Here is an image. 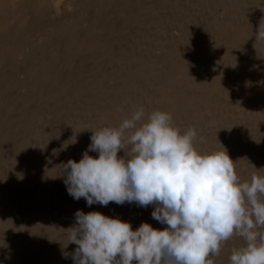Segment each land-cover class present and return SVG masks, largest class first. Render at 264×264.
Instances as JSON below:
<instances>
[{
    "label": "rangeland",
    "instance_id": "1",
    "mask_svg": "<svg viewBox=\"0 0 264 264\" xmlns=\"http://www.w3.org/2000/svg\"><path fill=\"white\" fill-rule=\"evenodd\" d=\"M82 1L83 0H58V5L56 6L57 9L55 10L56 12L53 10V13L52 11L43 12L38 9H36L35 11L32 8L30 9V6L26 9L22 8V6H24L23 3H19V1L14 0L8 7V11L5 13L9 20L0 24V37H7L11 41L13 40L12 38L15 34L21 33L22 30H24L23 33L20 34L22 35V37L19 36L21 38L17 36L14 37L13 40L15 42L17 38L16 42L22 41L20 44L17 42L19 44L17 48L20 49H18L19 52L21 51V53L24 54V57L25 53L26 55L27 52L29 54L32 52L33 54L34 50L40 47L46 48L47 46H49L48 48H51L52 45V48H57L59 46L58 48L63 49V47L70 42V39H66L69 42L62 41L65 40L64 37L62 39V37H57L55 35L57 31L56 25L59 24L60 25L58 27L61 26L60 28H62L63 30H65V28H70V31L68 30L69 32L73 31L75 35L80 37L92 32L93 34L97 33V41L98 43L99 41L101 42V45L98 46L102 47L101 54L99 53L101 55L99 60H96L97 58L94 57L96 56L95 54H97L96 51L98 49H92L87 54H85L86 57L85 55H83L81 57V60L76 63L77 67L80 66L83 69L84 73H81L83 76L81 74L79 76L75 74L76 76L74 77L70 76L65 77L64 80L62 79V83L60 85L61 88L63 86L64 89H68L64 90L58 88L59 91L61 90L62 95L60 94L57 100L61 98L62 100L53 103V107L50 105V107L48 106V114H52L50 117L45 113L46 115H41L42 117L39 116V119L36 118V120H39L38 122L35 120L33 121L34 124L32 123L33 125L31 124L29 126L28 121L24 120V118H20L21 112H19V110L21 109H19V107L14 108L13 106L16 103L15 101H17L16 99L19 98L21 100V93L19 94V91H17L18 93L13 91L4 95V98L7 99V106L9 105V109L11 106L12 110L10 109L7 111L8 113H6L7 116H5V118L7 121L5 125L3 123V126L5 128H1L2 126L0 125L2 131H4L5 134H8H6L7 137L10 135V137H8L9 141H6L8 144L3 143L2 145H0V264H46V261L50 262L52 260L53 261L50 262L51 264H62L63 262V264H66V262H68V264H74V261L71 259V257L67 258L71 259L68 261L65 260L66 258L63 259L64 257H62V246L66 245L68 242L67 233L64 229H67L69 226V224L68 226H66L67 217L65 215L67 213L64 210V206L67 203L72 202L74 199L68 194L67 187L63 179L55 178L57 175L55 167L62 162L66 163L69 159H73L78 162L82 158L83 152L91 143L90 138L92 132L101 129L103 126L106 127L105 125L111 124L108 121V118L109 116L115 114V109L117 110V113L115 114L117 115V117H114H116L117 119H114V122L116 120L114 124L111 121L113 125H109V127H118L123 118H128L131 115V110H133L134 108L143 107L144 105L145 112L148 113L147 111L149 109L151 110V106H156V100L158 99L157 97H159L157 95L159 93H156L155 88L152 87L153 89H151V84L147 83L146 78L141 79L143 77H139L138 82H135L136 87L134 84L133 86H131L132 88H129V90L125 88L126 86H123L124 83L128 82V76L132 75V69L130 65H133L135 67V64L140 66L143 65L144 68H149L148 66L150 65L151 68L155 67L156 63H159L160 66L162 65L164 67L165 65H168L167 63H173L174 61L176 62H174L175 64L180 63V58L184 53L183 49H185L191 37H198L197 41H200L207 47L208 45H210L208 47V49L210 50L214 46V42H216L220 38V31L222 30L223 26H225V28L235 27V29H238L239 27L238 30H241L242 28V31L245 28V32L249 31L246 34L249 35V39H253L250 40L251 42L253 41L252 43L253 45H255V48L250 55V62L252 60L254 62L253 64L249 62L250 64L248 63L247 65L243 66V68L245 69L242 70L245 71L241 73H238L231 69H227L228 71L230 70L229 73H235H233L235 75V78L233 80L232 78L234 76L231 77L232 74L229 75V73H227V70L225 69L224 72L227 74V76L229 75L228 77L230 78L227 82H229V80H232V82H229L230 84H232V86L226 82L221 86L222 90L220 89L217 92L218 94L216 93L214 95H209L211 99L209 98V96H204V98L206 97V99H204L203 95H201L199 91H195V89L193 88L195 87L196 82L193 80H189V84L186 83V85L190 86L191 90L193 89L195 92L192 93L193 90L191 91L190 88H188V91H190L191 93H187L185 92L187 91V88L185 89L184 87V91L183 89H181V91H183V93L185 92L187 94L186 96L188 97L191 94L192 96H190L189 98L191 99V104L195 102V104L197 103L198 106H195V104H193L194 107L193 105L190 106V108L188 109L190 112L187 110V112L189 113L187 116L188 118L190 116V119L187 118L188 120L186 121V118L183 117L182 120H185L186 122H183L182 120L181 122L184 124L179 122L180 124L175 125V123L174 125L182 128V131L187 130L189 127H194L197 130V139L194 141V146L197 149L200 148L198 150L202 152L223 151L224 147L227 150L229 156L235 161V168L237 171V175L241 178V182L249 180L253 173L257 175H264V145L259 146L261 144L258 145L257 142L259 138L260 139L258 141L263 140V138L261 139V137H263L261 133L262 131H264V112H258V114L257 111H255V115L254 111H252V109H255L256 106L259 105V103L264 104V91H262L264 89V42L255 41V34L257 33L260 23L261 26L264 27V11L253 14V12H251V0H112L110 3H106L104 6H102V4L100 6L96 4L95 6L94 4V6L92 5L88 9L84 10L81 14H79V18L75 17L73 19V15L75 13H79V7L77 6V3H81ZM90 1L91 0H89L88 2ZM121 8H123L122 10H124L125 12L120 13L119 15L118 12ZM224 23H226L227 25ZM228 24H231V26H229ZM71 26L73 28H71ZM93 26H95L96 28H93ZM19 27L22 30H20ZM22 27H26V29H23ZM231 28L228 29L231 30ZM94 29L97 30L95 31ZM232 32H234L233 29ZM11 33L12 35H10ZM54 42H57V45L53 44ZM23 43L28 46L23 45ZM20 45L21 48L19 47ZM214 48L212 49V51L215 50ZM29 49L31 50V52ZM108 49L110 50V52L108 51ZM106 57H108L107 60ZM126 58L128 59L126 60ZM16 60L17 59H13V61L15 62V66L18 62ZM126 62H130L131 64L127 65ZM86 63L88 64L86 65ZM20 65L21 64H18L17 66L22 68V66ZM248 65H251L250 67L254 65L253 69H249ZM85 66L88 67L86 68ZM96 66L98 67L96 68ZM125 66H127L126 68L128 70V72L126 70L127 78L123 77V80L121 78L123 82L122 83L118 79V70L120 67ZM156 66H158V64ZM187 66L189 68L188 64ZM254 67H257L255 68L256 70L254 69ZM20 68L19 70H22ZM92 71L94 73H92ZM133 71L136 73L137 69H134ZM242 73L243 76H241ZM223 75L226 76L225 74ZM248 75L249 77H247ZM78 77L80 80L78 79ZM249 78L251 79L249 80ZM75 79H78L79 82ZM125 79L126 81L124 82ZM82 80L83 83L80 82ZM143 80L145 81V83ZM63 81H65L64 85ZM69 82L71 84L72 82H74L76 85L79 84L78 87L80 86L82 90L85 87L83 92L80 91V93H82L79 94V91H77V86H75V84L73 83L74 87H72ZM148 82L151 83V81L149 80ZM92 83L96 87L92 86ZM66 84L68 85L66 86ZM254 84L257 86H255ZM126 85L128 88V84ZM143 85H149L147 86L148 89L147 87H145V89ZM123 87L126 90L125 92H128L126 94L128 96V99H126V101L123 100L122 96L120 97V95H118V97L116 93L117 90H120V88ZM248 87L250 88V91ZM72 88H76V90L74 89V91ZM53 89L55 91V89L57 88ZM69 89H72V91ZM62 91H65L64 94H68L65 96ZM70 91L76 94H73L71 96ZM146 92L149 95L150 93H153V95H151L154 96L155 100H153L156 102L152 100V96H150V99L149 96H147L148 94H146ZM77 93L80 97L77 96ZM155 93L156 95H154ZM195 93L196 96L198 95V101H200L199 99L203 100L202 102L200 101L201 104H199L200 102H197V98L194 99ZM113 94H116V96ZM144 94L145 96H147V98L145 96L143 98ZM257 94H259V96ZM68 96L69 99L67 100L66 97L68 98ZM74 96L78 98L76 99V97ZM138 96H141V100H139ZM211 96H214L215 99H212ZM191 97H193V99ZM145 98L146 100L148 99L147 101L149 104L151 103L150 105L148 103V105L144 104L145 101L143 100H145ZM113 99L117 101V104L118 102L120 103L119 105L121 109L117 107L119 105L113 102ZM110 100H112L111 104H116V107H114L115 109H113L114 105H110L108 103L110 102ZM138 100L140 102H138ZM193 100L194 102H192ZM254 100H256L258 104ZM204 101L206 102V105ZM253 104L254 107L252 106ZM56 108L59 110H57ZM191 108H195V110H192ZM110 109L112 110L110 111ZM190 109L193 111V113H191ZM55 110H57V113L55 112ZM29 112H31L32 114L34 113L28 110V117L30 115ZM106 113H108V115H111L106 118ZM118 114L120 119H118ZM122 114L124 115L122 116ZM261 114H263V116H259ZM53 115L58 116L56 117ZM255 116H257L258 118ZM41 118H46L47 120H43ZM52 119L56 120L52 122ZM109 119H111V117ZM41 120H43V122ZM56 121L58 122V124ZM181 124L182 126H180ZM20 125H23V127ZM18 129L27 130L26 132L22 131L23 133L17 134ZM239 129H241V131ZM238 132H244L246 133V135L247 133H249V139L251 135V139H253L256 133L259 135V137H256L257 140L256 138H254V140H251V145L248 142H245L244 139L242 141V145L240 144L242 140V134H239ZM253 132L256 133L253 134ZM201 137H203L202 141L200 139ZM235 145H242L244 146V148H239L237 146V150ZM254 145H258V148H251ZM8 146L11 147L8 151L9 154L6 152ZM233 148H236L237 151ZM53 149L59 150V155H53ZM256 149H258V154H262L259 155V158H261V156L263 157L262 160L258 159L259 161L257 160L254 162L251 155L252 151H256ZM244 150H246L247 152ZM240 152L241 154H239ZM91 153L93 152H89V155H91ZM118 155L124 156V151L121 150ZM91 156L98 157V153L94 152V155ZM37 161L40 165L36 163ZM37 169H40L38 170L40 171V173L37 171ZM77 202V210H83V212L85 213H88L90 211H99L101 213L105 212L108 215H111V217H119L122 220L129 221L133 229L138 228L142 222H147L154 228H160V223H158L157 221V224L156 220H154L151 216V213L154 211L153 205H149L147 208H144L138 206L135 203L129 204L126 202L123 205H117L114 202H110L107 206H102L100 204H93L91 206H88L84 198H81ZM64 222H66V225L64 224ZM3 223L6 226L3 225ZM75 223L76 221L74 218V224ZM22 226H26L27 229H23ZM162 227H164V225L161 226V229H163ZM244 243L245 242L242 238L234 235L223 245L225 249L227 248V250H229L228 253L232 254L233 249H239L240 247L244 246ZM33 244L35 245L33 246ZM74 245L75 244H68L67 248L64 250L72 253L77 247L76 245ZM32 246L33 248H35V246H38L37 248H40L35 255L30 254L32 253ZM230 249H232L231 252ZM216 257L218 258L219 256ZM60 259L63 260V262ZM214 259L216 258L214 257ZM42 260L44 261L42 262ZM223 264L225 263L223 262Z\"/></svg>",
    "mask_w": 264,
    "mask_h": 264
},
{
    "label": "clouds",
    "instance_id": "2",
    "mask_svg": "<svg viewBox=\"0 0 264 264\" xmlns=\"http://www.w3.org/2000/svg\"><path fill=\"white\" fill-rule=\"evenodd\" d=\"M255 39L264 42L261 23ZM90 139L78 162L55 167L68 194L88 206L154 205L152 218L166 227L142 222L133 229L119 217L77 210L76 223L64 229V258L74 264H214L210 257L235 235L245 243L233 249L229 264H264V175L241 182L224 147L198 150L197 130L182 132L167 111L134 108L118 127H103ZM68 244L77 246L74 252L64 250Z\"/></svg>",
    "mask_w": 264,
    "mask_h": 264
},
{
    "label": "bare ground",
    "instance_id": "3",
    "mask_svg": "<svg viewBox=\"0 0 264 264\" xmlns=\"http://www.w3.org/2000/svg\"><path fill=\"white\" fill-rule=\"evenodd\" d=\"M14 0H0V24L2 23V22H7L8 20H9V18L7 17V15L5 14L7 11H8V7L10 6V4L13 2ZM17 1H19V3H23V5L24 6H22V8H29V6H30V9L32 8L33 10H35L36 11V9H38V10H41V11H49V12H53V10L55 11L57 8H56V6L58 5V0H17ZM89 1V0H88ZM87 0H83L81 3L79 2V3H77V6L79 7V13H75L73 16V19L76 17V18H79V14H81L84 10H86V9H88L89 7H91L92 5L94 6V4H95V6H96V4L97 5H101L102 4V6H104L106 3H110L112 0H91L90 2H88ZM72 2H74V1H72ZM162 2V1H161ZM66 3V2H65ZM72 4H74V3H72ZM251 12H253V14L254 13H260V12H263L264 11V0H251ZM73 7H74V5H73ZM236 7V6H235ZM35 8V9H34ZM123 8H121L120 9V11L118 12L119 13V15H120V13H124L125 11L124 10H122ZM152 9V8H151ZM56 12V11H55ZM232 12V11H231ZM54 13V12H53ZM239 13V12H238ZM264 14V13H263ZM78 16V17H77ZM238 16H239V14H238ZM136 17V16H135ZM76 20V19H75ZM81 20V19H80ZM138 20V19H137ZM79 21V20H78ZM139 21V20H138ZM229 21V20H228ZM257 22V21H256ZM260 22V21H259ZM258 22V23H259ZM262 22V21H261ZM136 23V22H135ZM224 24H226V23H224ZM224 24H222V25H224ZM60 25V24H59ZM59 25H56L57 26V31H56V36L57 37H62V39H63V37H64V39L65 40H62V41H67L66 39H70V42L69 41H67V42H69V43H67L68 44V46H67V44H66V46H64L63 47V49H60V48H52V45H51V48H48L49 46H47L46 48H44V47H40V48H37V49H35L34 50V52H33V54H32V52H31V50H30V54H32V55H30L28 52H27V50H26V52H27V55H26V53H25V57H24V54H22L21 53V51L19 52V48H17V46L22 42V41H20V42H16V40H17V38H16V40H15V42L13 41L14 40V37H19V36H21L22 37V35H20V34H22L23 33V31L24 30H22L20 27V30H22V32L21 33H18V34H13L14 35V37L13 36H11V37H13L12 39V41L11 40H9L6 36V38H2V36L0 37V117H1V120H0V125L2 126L1 128H3L4 126H3V123H4V125L6 124V118H5V116H7V114L6 113H8L7 111L8 110H10L12 107L10 106V109H9V105L7 106V104H6V102H7V99H5L4 98V95L5 94H7V93H10V92H17V91H19V94H20V98H21V100L18 98V99H16L17 101H13L14 103H15V105H13L14 106V108L15 107H19V109H21V110H19V112H21L20 113V118L22 119V118H24V120H26V121H28L29 122V126L33 123L34 124V122L33 121H35L36 120V118H38L39 116H41V115H46V114H48V111H47V108H48V106L50 105V106H52V104L53 103H56L57 101H59V100H62V98H61V96H60V98L61 99H59V100H57L58 99V97H59V95L61 94V90L59 91L58 90V88H60V89H64L63 88V86H62V88H61V83H62V79L64 80V78L65 77H74V76H76V75H80L81 73H84V71H83V69L79 66V67H77V65H76V63L78 62V61H80L81 60V57L83 56V55H85V54H87L90 50H92V49H98L97 51H96V53L97 54H95L96 56H94V57H96L97 59L96 60H99L100 59V57H101V46H98V45H101L100 43V41H99V43H98V41H97V37H96V34L97 33H94L93 34V32L92 33H89V34H86V35H82L81 37L80 36H77V35H75L74 33H73V31H71V32H69L70 30V28H65V30H63L62 28H60V27H58ZM227 25V24H226ZM229 26H231V24H228ZM251 25V24H250ZM249 25V26H250ZM2 26V25H1ZM215 26V25H214ZM24 27V26H23ZM22 27V28H23ZM28 27V26H27ZM33 27V26H32ZM233 27V26H232ZM238 27V26H237ZM31 28V27H30ZM71 28H73L72 26H71ZM93 28H96L95 26H93ZM224 28V29H223ZM223 28H222V30L220 31V38L216 41V42H214V46L212 47V49L214 48L215 50L214 51H212V49H208V47L210 46V45H208V47L207 46H205V45H203L200 41H197V39H198V37H195L196 38V40H195V38H193V37H191V38H193V39H189V41H188V43H187V45H186V47H185V49H183L184 50V53H183V56H181V62L180 63H177V64H175L174 62V64L171 62V63H167L168 65H165V64H163V65H165V67L164 66H160V64L159 63H156V65L158 64V66H156L155 64V67H151L150 68V65L148 66L149 68H144V66L143 65H141V66H143V67H141L140 65H137V64H135L136 65V67L135 66H133V65H130L131 63L130 62H126L127 63V65H130L131 66V69H132V75H129L128 77V82L127 83H124L123 84V86L127 89V90H129V88H132L131 86H133L134 84H135V87H136V83L135 82H138V79H139V77H143V78H141V79H145L146 78V81H147V83H149V84H151L150 86H151V89H153V88H155V90H156V93H159L157 96H159V97H157L158 99L156 100V101H154L155 100V98H154V96H152L153 95V93H150V95L146 92V94H148L147 96H149V98L151 99V97L150 96H152V100L154 101V102H156V106L154 107V106H151V110L149 111L148 109H146V110H148L147 112L148 113H150L151 111H154V110H162V111H167V112H169V113H171V115H172V117H173V123L175 124V125H178V124H180L179 122H181V120H182V118L184 117V118H186V121L188 120V119H190V116H189V118H188V112H187V110L190 108V106H192L193 104H195V102H194V100L192 101V102H194L193 104H191V99H189L190 98V96H192L190 93V91H188L189 89L188 88H190V90H191V87L190 86H187L186 85V83L187 84H189V80L190 81H195L196 82V84H195V87H193L194 89H195V91L197 90V91H199L200 93H201V95H203V98H204V96H209V95H214V94H216L220 89H221V86L222 85H224L227 81H228V79H230L228 76L230 75V74H232L231 75V77H233L232 78V80L235 78V73L234 72H232V73H229V71L227 70V69H231V70H233V71H236V72H238V73H241V72H243V71H245V70H242V69H245V68H243V66H245V65H247L249 62H250V55H251V52L253 51V49L255 48V45H253V41L251 42V40H253V39H249V35L248 34H246V33H248V32H245L244 31V29H243V31H242V28H241V30H238L239 29V27H238V29L236 28L235 29V27H233V28H231V27H227V28H225V26H223ZM228 28H231V30H229ZM257 28V27H256ZM23 29H26V27L25 28H23ZM29 29V28H28ZM66 29H67V31H66ZM99 29V28H98ZM209 29V28H208ZM217 29V28H216ZM232 29H233V31L234 32H232ZM235 29V30H234ZM17 30V31H18ZM69 30V31H68ZM95 30V29H94ZM97 30V29H96ZM95 30V31H96ZM219 30H220V28H219ZM25 31H27V30H25ZM94 31V32H95ZM253 32V31H252ZM256 32V31H255ZM13 33V32H12ZM12 33L10 34V35H12ZM15 33V32H14ZM219 34V33H218ZM252 34V33H251ZM250 34V35H251ZM248 35V36H247ZM98 36V35H97ZM10 37V38H11ZM21 37H19V38H21ZM66 37V38H65ZM95 37H96V39H95ZM103 37V36H102ZM200 40H202V39H200ZM205 41V40H204ZM256 41V40H255ZM212 42V41H211ZM57 43V42H56ZM55 42L53 43V44H56ZM213 43V42H212ZM27 44V43H26ZM59 44V43H58ZM64 44V43H63ZM103 44V43H102ZM211 44V43H210ZM22 45V44H21ZM21 45L19 46L20 48H21ZM23 45H25L24 43H23ZM50 45V44H49ZM57 45V44H56ZM62 45V44H61ZM60 45V46H61ZM178 45V44H177ZM25 46H28V45H25ZM63 46V45H62ZM61 46V47H62ZM254 46V47H253ZM54 47V46H53ZM19 49V50H18ZM23 49H27V48H23ZM33 49V48H32ZM182 50V49H181ZM182 50V51H183ZM23 51V50H22ZM25 51V50H24ZM103 51H104V48H103ZM103 51H102V55H103ZM108 51L110 52V50L108 49ZM21 53V54H20ZM100 53V54H99ZM227 53H229V54H227ZM104 54H105V52H104ZM141 54V53H140ZM163 54H166V53H163ZM179 54V53H178ZM181 55V54H180ZM91 56V55H90ZM168 56V55H167ZM20 57H24V58H20ZM85 57H86V55H85ZM158 57V56H157ZM161 57V56H160ZM163 57V56H162ZM154 58V57H153ZM167 58V57H166ZM13 59H17L16 61H18L17 63L18 64H21L20 66H22V68H20L19 66H17L18 64L16 63V66H15V62L13 61ZM23 59V60H22ZM108 59V57H106V60ZM128 58H126V60H127ZM156 59V58H155ZM154 59V60H155ZM22 60V61H21ZM123 60V59H122ZM21 61V62H20ZM129 61V60H128ZM153 61V60H152ZM162 61H163V59H162ZM167 61V60H166ZM91 62V61H90ZM124 62H125V60H124ZM158 62H159V60H158ZM253 60L250 62V63H252L253 64ZM92 63V62H91ZM125 63V64H126ZM162 63H164V62H162ZM190 63V64H189ZM249 63V64H250ZM88 63H86V65H87ZM143 64V63H142ZM187 64L189 65V68H188V66H187ZM89 65H90V63H89ZM92 65V64H91ZM100 65H101V63H100ZM152 65V64H151ZM95 66V65H94ZM106 66H107V64H106ZM110 66V65H109ZM138 66V67H137ZM153 66V65H152ZM187 66V67H186ZM251 66V65H250ZM249 65H248V67H249V69L251 68V69H253V66L252 67H250ZM256 66V65H255ZM86 67V66H85ZM88 67V66H87ZM86 67V68H87ZM98 66H96V68H97ZM117 67V66H116ZM127 66H125V67H120L119 68V70H118V73H119V80L122 82V80H123V77H126L127 75H126V70H127V68H126ZM129 67V66H128ZM134 67V68H133ZM141 67V68H140ZM258 67V66H257ZM257 67H254V69L255 68H257ZM19 68L20 69H22V70H19ZM86 68H85V71H86ZM126 68V69H125ZM129 69V68H128ZM134 69H137V72L135 73L133 70ZM225 69L227 70V73H229V75L227 76V74L224 72L225 71ZM247 69V68H246ZM256 70V69H255ZM127 72H128V70H127ZM247 72V71H246ZM92 73H94L93 71H92ZM117 73V74H118ZM234 73V74H233ZM249 73V72H248ZM76 74V75H75ZM99 74V73H98ZM223 74H225L226 76H224ZM247 74V73H246ZM245 74V75H246ZM250 74V73H249ZM260 74V73H259ZM73 75V76H72ZM82 75V74H81ZM136 75H138V76H136ZM223 75V76H222ZM236 75H238V74H236ZM83 76V75H82ZM241 76H243V73H242V75ZM247 77H249V75L247 76ZM246 77V78H247ZM251 77V76H250ZM22 78V79H21ZM121 78H122V80H121ZM127 78V77H126ZM252 78V77H251ZM251 78H249V80L251 79ZM21 79V80H20ZM78 79H79V77H78ZM78 79H75V80H78ZM258 79V78H257ZM73 80H74V78H73ZM80 80V79H79ZM79 80H78V82H79ZM148 80L149 81H151V83L150 82H148ZM232 80H229V82L231 81L232 82ZM248 80V79H247ZM126 81V79L124 80V82ZM144 81V80H143ZM241 81V80H240ZM246 81V80H245ZM244 81V82H245ZM254 81V80H253ZM75 82V81H74ZM74 82H72V87H74L73 85L75 84ZM80 82H82L83 83V80L82 81H80ZM93 82V81H92ZM140 82H142V81H140ZM229 82H227V83H229ZM247 82H249V81H247ZM64 83H65V81H63V85H64ZM68 83V84H69ZM74 83V84H73ZM77 83V82H76ZM123 83V82H122ZM144 83H145V81H144ZM234 83H236V82H234ZM68 84H66V86L68 85ZM85 84V83H84ZM93 84V83H92ZM100 84H102V83H100ZM126 84H128V88H127V85ZM230 84V83H229ZM240 84V83H239ZM251 84V83H250ZM78 85L79 84H75V86H77V91H79V94H81L82 92H83V90H84V88H83V90H82V88L80 87H78ZM99 85V84H98ZM110 85V84H109ZM184 85H186V86H184ZM231 86H232V84H230ZM255 85V84H254ZM85 86V85H84ZM87 86V85H86ZM92 86H95L94 84L92 85ZM147 86H149V85H147ZM147 86H144L143 85V87L145 88V87H147ZM246 86V85H245ZM255 86H257V85H255ZM259 86V85H258ZM70 87V86H69ZM96 87V86H95ZM108 87V86H107ZM116 87V86H115ZM124 87L123 88H120V90H117L116 91V93H117V96L118 95H120V97L122 96L123 97V100L124 101H126V99H128V96L126 95L127 93L125 92L126 90L124 89ZM153 87V88H152ZM183 87L186 89L187 88V91H185V92H190L189 94V97L188 96H186L187 94L184 92L183 93V91H184V89H183ZM242 87H243V85H242ZM252 87V86H251ZM51 88V89H50ZM53 88H57V89H55V91H54V89ZM88 88V87H87ZM110 88V87H109ZM117 88H118V86H117ZM143 88V89H144ZM249 88V87H248ZM257 88V87H256ZM66 89H68V88H66ZM66 89H64V90H66ZM73 89V88H72ZM72 89H69V90H71L72 91ZM75 90H76V88H74ZM73 89V90H74ZM116 89V88H115ZM146 89V88H145ZM147 89H148V87H147ZM181 89H183V91H181ZM74 90V91H75ZM150 90V89H149ZM193 90V89H192ZM191 90V91H192ZM222 90V89H221ZM21 91V92H20ZM70 91V92H71ZM80 91H82L81 93H80ZM87 91V90H86ZM111 91V90H110ZM113 91H115V90H113ZM144 91H146V90H144ZM194 90H193V92L192 93H194L195 92ZM249 91H250V88H249ZM262 91H264V89L262 90ZM63 92V94L65 93V91H62ZM67 92V91H66ZM69 92V93H70ZM107 92V91H106ZM228 92V91H227ZM256 92V91H255ZM254 92V93H255ZM18 93V92H17ZM111 93V92H110ZM156 93L154 94V95H156ZM239 93V92H238ZM248 93V92H247ZM251 93V92H250ZM252 93H253V91H252ZM261 93V92H260ZM68 94V93H67ZM67 94H64L65 96L67 95ZM71 94V96L74 94H76V93H70ZM79 94L77 93V96H79ZM108 94V93H107ZM142 94V93H141ZM152 94V95H151ZM199 94V93H198ZM218 94V93H217ZM11 95V94H10ZM17 95V94H16ZM15 95V96H16ZM62 95V94H61ZM84 95V94H83ZM87 95V94H86ZM92 95V94H91ZM113 95H115L116 96V94H113ZM195 96H194V99H196L197 98V102L199 103L200 101L202 102L203 100H201V99H199L200 101H198V95L196 96V93L194 94ZM236 95V94H235ZM258 96H259V94H257ZM257 95H256V97H257ZM264 95V94H263ZM7 96V95H6ZM64 96V97H65ZM70 96V97H71ZM103 96V95H102ZM126 96H127V98H126ZM144 96H145V94L143 95V98H144ZM147 96H145L146 98H147ZM17 97V96H16ZM64 97H63V99H64ZM74 97H76V96H74ZM73 97V98H74ZM80 97V96H79ZM91 97V96H90ZM119 97V96H118ZM139 97V96H138ZM141 97V96H140ZM140 97H139V100H141L140 99ZM199 97H200V95H199ZM212 97V99L214 98V96H211ZM262 97V96H261ZM78 97H76V99H77ZM113 98V97H112ZM116 98V97H115ZM114 98V99H115ZM137 98V97H136ZM146 98H145V100H143V101H145V103L144 104H146V105H148L149 103H148V99L146 100ZM192 99H193V97H191ZM202 98V99H203ZM209 98H210V96H209ZM209 98H207V99H209ZM218 98V97H217ZM252 98V97H251ZM254 98V97H253ZM263 98V97H262ZM10 99V98H9ZM15 99V98H14ZM66 99L68 100L69 99V96H68V98L66 97ZM86 99V98H85ZM107 99V98H106ZM106 99H105V101H106ZM113 99V102H117V101H115ZM138 99V98H137ZM204 99H206V97L204 98ZM211 99V98H210ZM215 99V98H214ZM257 99V98H256ZM12 100V99H11ZM20 100V101H19ZM74 100V99H73ZM87 100V99H86ZM95 100V99H94ZM122 100V99H121ZM122 100V101H123ZM138 100V102H140ZM248 100V99H247ZM262 100V99H261ZM264 100V99H263ZM10 101V100H9ZM64 101H65V99H64ZM80 101V100H79ZM93 101V100H92ZM104 101V102H105ZM108 101V100H107ZM112 100H110V102H108L110 105H114V104H111L112 102H111ZM153 101H152V103H153ZM196 101V100H195ZM209 101V100H208ZM254 101H256V100H254ZM62 102V101H61ZM61 102H60V104H61ZM78 102V101H77ZM82 102V101H81ZM80 102V103H81ZM201 102L199 103V104H201ZM205 102V101H204ZM210 102V101H209ZM208 102V103H209ZM259 102H260V99H259ZM59 103V102H58ZM71 103V102H70ZM88 103V102H87ZM100 103V102H99ZM123 103V102H122ZM129 103V102H128ZM148 103V104H147ZM253 103V102H252ZM256 103H257V101H256ZM8 104H9V102H8ZM65 104V103H64ZM94 104V103H93ZM92 104V105H93ZM101 104V103H100ZM117 104V103H116ZM115 104V105H116ZM120 103L118 102V104L117 105H119ZM125 104V103H124ZM140 104V103H139ZM151 104V103H150ZM149 104V105H150ZM255 104V103H254ZM254 104L252 105L253 107H254ZM258 104V103H257ZM55 105V104H54ZM57 105V104H56ZM97 105V104H96ZM106 105H108V104H106ZM109 105V106H110ZM113 106V109H115L114 107H116V106ZM142 105V104H141ZM205 105H206V102H205ZM49 106V107H50ZM108 106V107H109ZM137 106H139V105H137ZM136 106V107H137ZM195 106H198L197 105V103L195 104ZM201 106V105H200ZM200 106H199V108H200ZM256 106V105H255ZM30 107V108H29ZM53 107V106H52ZM56 107V106H55ZM63 107V106H62ZM90 107V106H89ZM93 107V106H92ZM99 107V106H98ZM107 107V106H106ZM117 107H119V109H121L120 108V105L119 106H117ZM124 107V106H123ZM193 107H194V105H193ZM192 107V108H193ZM102 108V107H101ZM111 108H112V106H111ZM143 108H144V105H143ZM191 108V109H192ZM198 108V107H197ZM57 109V108H56ZM103 109V108H102ZM109 109V108H108ZM118 109V108H117ZM126 109V108H125ZM190 109V110H191ZM256 109V110H255ZM253 108L252 109V111H254V113H255V111H257V113L259 112H264L263 111V109H264V104L263 103H259V105H257L256 106V108ZM12 110V109H11ZM28 110H30V111H32V112H34L33 114L31 113V112H29V117H28ZM50 110V109H49ZM52 110V109H51ZM57 110H59V109H57ZM57 110H55V112L57 111ZM89 110V109H88ZM98 110H99V108H98ZM105 110V109H104ZM103 110V111H104ZM112 109H110V111H111ZM192 110H195V108L194 109H192ZM191 110V113H193V111ZM54 111V110H53ZM107 111V110H106ZM123 111V110H122ZM121 111V112H122ZM132 111V110H131ZM189 111V110H188ZM196 111H197V109H196ZM195 111V112H196ZM245 111V110H244ZM65 112V111H64ZM113 112V111H112ZM114 112H115V114L117 113V110L115 109L114 110ZM119 112V111H118ZM190 112V111H189ZM46 113V114H45ZM57 113V112H56ZM58 113H59V111H58ZM98 113V112H97ZM258 113V114H259ZM5 114V115H4ZM107 114V116H106V118H108V116L109 115H111V114H109L108 115V113H106ZM111 115V116H109V118L111 117V119H109L108 118V121L111 123V124H109V125H113L115 122H116V120H115V122H114V119L117 117V115ZM18 115H19V113H18ZM49 115V114H48ZM52 115V114H51ZM51 115H49V117L51 116ZM61 115V114H60ZM59 115V116H60ZM64 115V114H63ZM101 115H102V112H101ZM105 115V114H104ZM124 114H122V116H123ZM128 115H130V114H128ZM191 115V114H190ZM255 115H256V113H255ZM8 116H10V115H8ZM53 116H56V115H53ZM58 116V115H57ZM56 116V117H57ZM113 116V117H112ZM114 116H116V117H114ZM121 116V117H122ZM187 116V117H186ZM259 116H263V114H261V115H259ZM42 117V116H41ZM55 117V118H56ZM104 117V116H103ZM118 117H119V114H118ZM255 117H257V116H255ZM20 118H19V120H20ZM40 118V117H39ZM38 118V119H39ZM65 118V117H64ZM105 118V117H104ZM188 118V119H187ZM191 118H192V116H191ZM258 118V117H257ZM259 118H261V117H259ZM263 118V117H262ZM10 119V118H9ZM41 119H43V118H41ZM45 120H47L46 118H44ZM43 119V120H44ZM69 119V118H68ZM117 119V118H116ZM118 119H120V117L118 118ZM124 119V118H123ZM23 120V121H24ZM43 120H41L42 122H43ZM56 119H52V122L53 121H55ZM100 120V119H99ZM102 120V119H101ZM262 120V119H261ZM37 122L39 121V120H36ZM60 121V120H59ZM104 121V120H103ZM107 121V120H106ZM107 121V122H108ZM113 122V124H112V122ZM183 121V120H182ZM185 121V120H184ZM183 121V122H184ZM185 121V122H186ZM217 121V120H216ZM37 122H35V123H37ZM57 122V121H56ZM108 122V123H109ZM120 122H121V120H120ZM23 123V122H22ZM48 123H49V121H48ZM182 123V122H181ZM32 124V125H33ZM53 124V123H52ZM57 124H58V122H57ZM61 124V123H60ZM99 124V123H98ZM117 124V123H116ZM182 124H184V123H182ZM182 124L180 125V126H182ZM109 125H105L106 127L108 126L109 127ZM118 125V124H117ZM20 126H22L23 127V125H20ZM28 126V125H27ZM59 126V125H58ZM184 126V125H183ZM264 126V125H263ZM8 127V126H7ZM104 127V126H103ZM102 127V128H103ZM115 127V126H114ZM0 128V133H1V137H0V145H2L3 143L4 144H6L7 142L6 141H9L8 140V137H10V135L7 137V135L4 133V131H2V129ZM5 128V127H4ZM21 128V127H20ZM25 128V127H24ZM59 128V127H58ZM255 128V127H254ZM61 129V128H60ZM180 129H182V128H180ZM261 129H262V127H261ZM17 130V129H16ZM27 130V129H26ZM26 130H20V129H18V132H17V134H20V133H23L22 131H25L26 132ZM37 130V129H36ZM240 131H241V129H239ZM246 130V129H245ZM264 130V129H263ZM7 131V130H6ZM11 131V130H10ZM53 131V130H52ZM94 131V130H93ZM182 131V130H181ZM242 131H244V130H242ZM247 131V130H246ZM38 132V131H37ZM183 132V131H182ZM257 132V131H256ZM256 132H253V134L254 133H256ZM259 132V131H258ZM260 132H261V130H260ZM233 133V132H232ZM239 133V132H238ZM37 134V133H36ZM236 134V133H235ZM239 134H242V136H241V143L240 144H242L243 145V143H242V141L244 140L245 142H248L250 145H251V143H250V141L251 140H254V138H256L257 136L259 137V135L256 133V135H254V138L253 139H251V137H252V135H251V137H250V139H249V137H248V135H250L249 133H247V135H246V133H239ZM260 134V133H259ZM35 135V134H34ZM39 135V134H38ZM38 135H36V136H38ZM238 135V134H237ZM261 135H263V137H261V139L263 138V140H260V141H258L257 140V138H256V140H257V142H258V145L259 144H261V145H259V146H263L264 145V131H262V133H261ZM260 135V136H261ZM233 136V135H232ZM253 142H256V141H253ZM236 143V142H235ZM8 144V143H7ZM196 144V143H195ZM246 144V143H245ZM253 144V143H252ZM198 145V144H197ZM242 145H237L239 148L240 147H243L244 148V146H242ZM258 145H254V146H252L251 148H258ZM236 146V145H235ZM237 146H236V148H237ZM11 147H12V145H11ZM11 147H9L8 146V148H7V150H6V152L8 153V151H9V148H11ZM14 147V146H13ZM199 147V146H198ZM248 147V146H247ZM236 148H233V149H235L236 150ZM262 148V147H261ZM13 149V148H12ZM15 149V148H14ZM198 149H200V148H198ZM234 150V151H235ZM237 150H238V148H237ZM236 150V151H237ZM252 150V149H251ZM234 151H232V152H234ZM240 151H241V149H240ZM244 151H246V150H244ZM239 152V151H238ZM247 152V151H246ZM259 152H258V149H256V151L255 150H253L252 151V155H251V157H252V160H254V162L255 161H257L258 159H261L262 160V157L263 156H261V158H259L260 156V154H258ZM9 154V153H8ZM239 154H241V152L239 153ZM91 155H94V152L93 153H91ZM243 155V154H242ZM262 155V154H261ZM119 156V155H118ZM233 156V155H232ZM235 156V155H234ZM245 156V155H244ZM250 157V158H251ZM242 158V157H241ZM0 159H1V155H0ZM259 161V160H258ZM253 162V161H252ZM36 163H38V161L36 162ZM31 164V163H30ZM35 164V163H34ZM39 164V163H38ZM36 165V164H35ZM40 165V164H39ZM38 165V166H39ZM37 167V166H36ZM40 168V167H39ZM38 170H40V169H37V171ZM26 171V170H25ZM30 172V171H29ZM35 172V171H34ZM39 173H40V171H38ZM154 206V205H153ZM65 208V209H64ZM64 210H65V212L67 213L65 216L67 217H64V218H66V220H67V223L66 222H64V224L66 225V226H68V224H69V226H68V228L69 227H71V225L72 224H74V218H75V212L77 211V209H78V202H77V200H73L72 202H70V203H67L65 206H64ZM64 212V211H63ZM64 212V213H65ZM64 213H63V215H64ZM103 214H105L106 216H110L111 217V215H108L107 213H105V212H103ZM63 218V217H62ZM62 220H64V219H62ZM156 223H157V221H156ZM159 223V222H158ZM157 223V224H158ZM3 225H5L4 223H3ZM6 226V225H5ZM73 226V225H72ZM161 226L162 225H160L159 224V229H161ZM23 227V226H22ZM166 227V225H164V227H162V228H165ZM5 228V227H4ZM4 228H3V230H4ZM27 229V227L25 226V227H23V229ZM9 229V228H8ZM29 230V229H28ZM27 230V231H28ZM8 231V230H7ZM16 233V232H15ZM29 234V233H28ZM16 235V234H15ZM2 237V236H1ZM25 238V237H24ZM14 240V239H13ZM25 240V239H24ZM15 241V240H14ZM16 242V241H15ZM22 242V241H21ZM17 244V243H16ZM19 245V244H18ZM35 244H33V246H34ZM40 245V244H39ZM17 246V245H16ZM33 246L31 247V248H33ZM75 246V245H74ZM223 247L221 248V252H220V255H219V257L217 258V257H215L216 259H214V257L212 258V257H210V258H212L213 260H215L214 262V264H223V262L226 264V263H229V257H230V253H228V251L229 250H227V248L225 249V247H224V245H222ZM38 246H35V248H33L32 250H31V252L32 253H30V254H33V255H35L36 254V252L37 251H39V249L40 248H37ZM227 247V246H226ZM11 248V247H10ZM229 249V248H228ZM9 250V249H8ZM231 250L232 249H230V252H231ZM29 251V250H28ZM233 251V250H232ZM227 252V253H226ZM29 254V255H30ZM32 255V256H33ZM31 256V255H30ZM61 257V256H60ZM63 257V256H62ZM55 258V257H54ZM49 259V258H48ZM63 259H65V258H63ZM72 259V258H71ZM71 259H65V260H71ZM47 260V259H46ZM61 260V259H60ZM44 260H42V262H43ZM53 261V260H52ZM52 261H50V262H52ZM62 262H63V260H61ZM223 261V262H222ZM47 263L46 264H51L50 262H48V261H46ZM38 263V262H37ZM41 263V262H40ZM64 263V262H63ZM62 263V264H63ZM53 264V263H52ZM66 264H68V262H66Z\"/></svg>",
    "mask_w": 264,
    "mask_h": 264
}]
</instances>
